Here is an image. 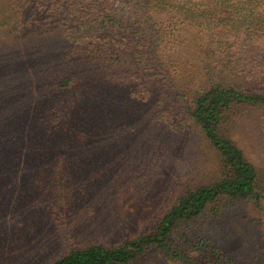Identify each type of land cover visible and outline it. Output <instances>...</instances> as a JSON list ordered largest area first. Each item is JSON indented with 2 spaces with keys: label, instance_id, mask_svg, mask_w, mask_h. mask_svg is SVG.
<instances>
[{
  "label": "rangeland",
  "instance_id": "obj_1",
  "mask_svg": "<svg viewBox=\"0 0 264 264\" xmlns=\"http://www.w3.org/2000/svg\"><path fill=\"white\" fill-rule=\"evenodd\" d=\"M46 10L23 4V22L16 25L8 0H0V264H49L80 246L116 243L149 230L177 193L207 179L212 165L173 81L165 88L149 82L117 87L90 76L96 84L75 115L45 131L47 113L71 93L54 83L55 72L67 65L61 50L68 37ZM201 42L189 34L179 66L169 65L162 77L172 79L183 66L199 82L205 79L203 61L222 83L264 92V34L244 47L235 44L225 66L204 56ZM183 57L188 64H181ZM229 135L264 188V117H241ZM244 210L235 209L224 221L236 245L220 251L223 263L226 257L227 264H254L252 257L264 262V210ZM197 239L189 240L187 252L196 258ZM201 249L210 257L214 252L211 246ZM134 264L187 263L150 249Z\"/></svg>",
  "mask_w": 264,
  "mask_h": 264
},
{
  "label": "trees",
  "instance_id": "obj_2",
  "mask_svg": "<svg viewBox=\"0 0 264 264\" xmlns=\"http://www.w3.org/2000/svg\"><path fill=\"white\" fill-rule=\"evenodd\" d=\"M28 3L38 11L51 10L68 37L61 50L67 65L55 72L54 83L71 93L47 113L45 131L75 115L76 105L88 99L93 90L89 86L96 84L95 79L88 80L90 76L103 77L99 78L103 85L117 87L149 82L165 88L173 81L184 114L212 153L207 179L177 193L149 230L116 243L80 246L49 264H134L150 249L187 264L229 261L219 258L236 245L231 244L235 235L225 229V219L235 209L264 210V188L254 165L229 134L249 113L264 117V92H245L222 83L203 61L205 79L199 82L183 66L184 72L177 70L172 79L162 75L169 65L179 66L178 55L189 34L201 37L198 49L204 56L228 65L235 44L244 47L264 34V0H8L18 17L16 25L23 22V4ZM240 37L247 43L236 42ZM183 63L188 64L189 58L183 57ZM192 237L199 242L194 247L200 253L197 258L187 254ZM207 246L214 251L211 257L201 249ZM252 258L257 262L249 258V263L264 264L263 259Z\"/></svg>",
  "mask_w": 264,
  "mask_h": 264
}]
</instances>
